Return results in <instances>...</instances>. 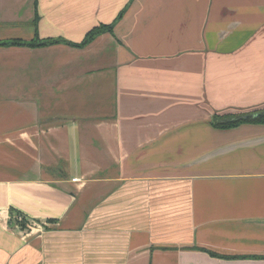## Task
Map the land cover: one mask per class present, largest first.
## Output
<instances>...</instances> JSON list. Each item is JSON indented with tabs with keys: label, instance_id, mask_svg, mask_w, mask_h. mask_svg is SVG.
Listing matches in <instances>:
<instances>
[{
	"label": "crops",
	"instance_id": "crops-1",
	"mask_svg": "<svg viewBox=\"0 0 264 264\" xmlns=\"http://www.w3.org/2000/svg\"><path fill=\"white\" fill-rule=\"evenodd\" d=\"M258 31L264 0H0V42L66 40L0 46V264H264V123L215 127L179 55Z\"/></svg>",
	"mask_w": 264,
	"mask_h": 264
},
{
	"label": "rangeland",
	"instance_id": "rangeland-1",
	"mask_svg": "<svg viewBox=\"0 0 264 264\" xmlns=\"http://www.w3.org/2000/svg\"><path fill=\"white\" fill-rule=\"evenodd\" d=\"M252 36L254 40L250 35L248 41L238 47L210 44L199 48L195 45L183 53L179 51V55L188 53L193 61L200 60V65L209 72L210 99L204 105L209 106L207 112L212 118L249 113L264 107V102L258 99L250 104L235 103L245 100L244 94L264 90V31L252 32Z\"/></svg>",
	"mask_w": 264,
	"mask_h": 264
},
{
	"label": "trees",
	"instance_id": "trees-1",
	"mask_svg": "<svg viewBox=\"0 0 264 264\" xmlns=\"http://www.w3.org/2000/svg\"><path fill=\"white\" fill-rule=\"evenodd\" d=\"M124 11V10H123ZM123 14V12H122ZM122 14L120 15V17L122 16ZM114 23L110 24V25H99L93 29H91L86 36L84 37V39L80 42V43H70L67 42L69 44H72L74 46H78V47H84L87 44H89L93 39H95V37L105 31H113V27H114ZM60 42H66V40L63 39H45V40H40V39H36L30 42H26L23 40H19V39H13V40H7V41H1L0 42V46H5V45H28V46H32V47H38V46H47V45H51V44H56V43H60ZM234 115L231 116H226L223 118H213L212 119V124L220 129H229L232 127H236L242 123H250V122H254V123H264V115L255 118V119H248V120H236V121H223L225 118H231ZM236 116V115H235ZM20 229H24V227H26V223L25 222H21L20 224Z\"/></svg>",
	"mask_w": 264,
	"mask_h": 264
},
{
	"label": "water",
	"instance_id": "water-1",
	"mask_svg": "<svg viewBox=\"0 0 264 264\" xmlns=\"http://www.w3.org/2000/svg\"><path fill=\"white\" fill-rule=\"evenodd\" d=\"M264 115V110H259V111H254V112H249V113H242L239 115H234L231 118L227 117L223 121H236V120H248V119H255L260 116Z\"/></svg>",
	"mask_w": 264,
	"mask_h": 264
},
{
	"label": "built area",
	"instance_id": "built-area-1",
	"mask_svg": "<svg viewBox=\"0 0 264 264\" xmlns=\"http://www.w3.org/2000/svg\"><path fill=\"white\" fill-rule=\"evenodd\" d=\"M18 221L19 222H22L24 221V218L23 217H18ZM36 224H33V223H28L26 224V228H28L29 230H33V228H35ZM19 227V226H18ZM25 229V228H24ZM23 229V230H24ZM27 233V232H26Z\"/></svg>",
	"mask_w": 264,
	"mask_h": 264
}]
</instances>
